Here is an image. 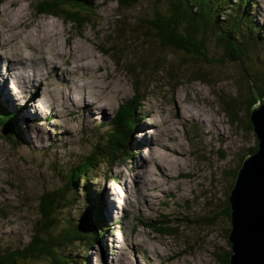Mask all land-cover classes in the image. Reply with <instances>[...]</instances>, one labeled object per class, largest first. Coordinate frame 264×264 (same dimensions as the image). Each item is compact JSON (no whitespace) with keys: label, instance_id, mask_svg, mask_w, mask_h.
Masks as SVG:
<instances>
[{"label":"rangeland","instance_id":"obj_1","mask_svg":"<svg viewBox=\"0 0 264 264\" xmlns=\"http://www.w3.org/2000/svg\"><path fill=\"white\" fill-rule=\"evenodd\" d=\"M37 1L41 0L0 3L1 30L19 33L17 44L12 41L0 53L6 57L19 47L37 61L38 56H52L48 58L52 61L45 62L49 63L46 68L45 64L33 66L35 73L43 76L41 88H26L11 80L13 89H6L9 95L3 94L0 77V101L11 112H19L23 134L18 147L0 133V254L31 241L43 194L67 189L69 171L93 152L121 104L145 93L140 111L147 118L139 122L131 139V157L118 159L112 166L99 163L90 174L93 181L78 184L79 189L89 185L95 199L99 194L104 196L103 213L106 216L112 204L113 216L105 217L111 227L109 234L91 251L73 256L75 264H225L223 260L231 251L228 198L246 155L258 146L255 132L249 128L251 97L239 91L238 85L245 83L248 74L257 75L258 62L264 69V38L260 37L255 50L246 52L243 62L212 65L172 51L151 52L143 38L131 33L142 24V17L151 19L149 15L157 9L153 0H141L127 10L115 0H92L95 15L87 14L89 21L81 30L63 18L36 16ZM251 3V23L260 27L264 36V0ZM18 11L23 17L15 15ZM47 31L51 34L48 38L37 37ZM206 44L209 58L220 60L222 53L215 43ZM72 48L90 52L95 66L81 69L71 57ZM62 52L71 58L55 54ZM145 58L161 61L158 68L150 63L143 71L140 80L144 92L136 94L129 65ZM27 59L13 57V66L18 67L20 61L26 64ZM180 63L184 64L180 75L171 80L169 68ZM196 64L208 72L207 81L193 74ZM65 77L85 94L86 89L81 88L96 92L99 86L103 93L92 95V100H98L93 111L82 103H90L89 97L62 85L68 83ZM72 193L68 197L66 192L68 200L60 215L63 224H77L85 213L86 206L76 199L77 194L73 199ZM161 225L176 229L175 235L157 232Z\"/></svg>","mask_w":264,"mask_h":264},{"label":"trees","instance_id":"obj_2","mask_svg":"<svg viewBox=\"0 0 264 264\" xmlns=\"http://www.w3.org/2000/svg\"><path fill=\"white\" fill-rule=\"evenodd\" d=\"M90 1L92 0H41L37 1L34 8L37 14L63 18L66 23L81 30L89 21L90 16L87 14L94 11ZM115 1L121 9L127 10L136 7L141 0ZM252 1L153 0L154 5L157 2V9L152 16L149 15L151 19L147 16L142 17V24H138V27L132 29L131 33H136L137 36L143 38V43L150 45L151 52L172 51L185 57L188 56L195 62L198 59H204L205 62L212 65L240 63L243 62L248 51L257 48L260 37L264 38L263 35H260L261 28L259 25L258 29L255 23H251L254 21L249 16L252 5L250 2ZM1 2L3 0H0ZM122 31H124L123 27L121 28ZM208 42L215 43L216 50L221 51L220 60L209 58L206 51V43ZM253 54L256 53L253 52ZM160 61L159 59L150 62L149 59L145 58L137 65H129L132 66L130 71L134 75L136 94L143 91L142 80H140L143 71L151 67L150 63L156 64L155 68H158ZM182 65L184 64L180 63L169 68L168 73L171 80L180 75ZM256 65L257 75L252 77L248 74L244 77L245 83L242 81L238 85L239 91H246L251 97V103L248 107L249 116L251 110L258 103L257 93L264 97V69L259 67V62ZM193 74L197 76L198 80H208V72L201 65L196 64ZM144 98L145 93L138 98L135 96V101L121 104L114 117L107 123L106 134L94 146L93 152L69 171L71 178L67 189L46 192L45 196L43 194L39 206V218L35 223L31 241L22 248L0 254V264H19V261L29 264L32 262L34 264H75L77 262L73 256L81 257L79 253L91 251L96 244L101 242L103 236L109 234L111 227L103 213L105 208L104 196L99 194L95 199L96 197L93 196L89 185L79 189L78 184L81 181H85V184L93 181L94 176L90 174L99 163L108 162L112 166L118 159L131 157L133 154L131 153V139L137 132L139 122L147 118L140 111L141 101ZM227 106L229 113H232L231 104L228 103ZM231 116L234 118L232 114ZM18 121L19 112H11L0 101L1 136L20 147L23 142V134ZM249 128L253 129L251 122ZM256 150L257 147L249 154ZM70 191H73V199L76 197V195L73 197V194H77L76 199L81 200L83 206H86V209H83L85 213H81L82 219L79 218L80 222L77 224L71 221H68L67 224L61 223L60 215L68 200L66 192L69 197ZM226 216L231 220L229 203L227 204ZM156 231L168 236H174L176 233V229L162 225L156 227ZM229 245H231L230 242ZM72 248H74L73 253H71ZM75 251L78 252L75 253ZM230 256L231 251L226 254L223 260L225 264H229ZM84 258L86 257L84 256Z\"/></svg>","mask_w":264,"mask_h":264},{"label":"water","instance_id":"obj_3","mask_svg":"<svg viewBox=\"0 0 264 264\" xmlns=\"http://www.w3.org/2000/svg\"><path fill=\"white\" fill-rule=\"evenodd\" d=\"M35 14L47 16L37 14L36 10ZM257 99L250 113L258 140L257 150L245 158L228 198L231 209L229 264H264V97L257 93Z\"/></svg>","mask_w":264,"mask_h":264},{"label":"bare ground","instance_id":"obj_4","mask_svg":"<svg viewBox=\"0 0 264 264\" xmlns=\"http://www.w3.org/2000/svg\"><path fill=\"white\" fill-rule=\"evenodd\" d=\"M2 11L0 10V13H1ZM15 15H18V16H20V17H23V13L21 12V11H18L17 13H15ZM0 17H1V15H0ZM6 25V24H5ZM27 25V24H26ZM7 26V25H6ZM11 26V25H10ZM52 26V25H51ZM15 27V26H14ZM7 28H8V26H7ZM4 29V28H3ZM1 30V26H0V49L1 50H4L5 49V47H7V45H9L10 43L12 44V41L13 42H15V44L14 45H16L17 44V42H18V36H19V33L18 34H15V33H11L10 31H4V30ZM47 29V28H46ZM45 29V30H46ZM65 29H66V27H65ZM12 30V29H11ZM64 30V29H63ZM49 31V30H48ZM43 32V36L42 35H37V37H39L41 40L42 39H45V38H48L49 36L48 35H51L49 32ZM58 32V31H57ZM2 33H3V35H2ZM23 33V32H22ZM63 33V32H62ZM37 34V33H36ZM36 34H35V36H33V37H36ZM59 34V33H58ZM70 34V33H69ZM23 35V34H22ZM21 36V35H20ZM54 36V35H53ZM71 36V35H70ZM69 36V37H70ZM36 37V38H37ZM55 38H56V36H55ZM59 38V37H58ZM61 38V37H60ZM40 39H39V41H40ZM69 39L70 38H67L66 40H68L69 41ZM87 39V38H86ZM89 40V39H88ZM66 42V41H65ZM68 43V42H67ZM70 43V42H69ZM26 44V43H25ZM30 45V44H29ZM69 47V46H68ZM78 47V46H77ZM46 50V49H45ZM44 51V50H43ZM12 54H10L9 56H6V57H4L5 55H3L2 53H0V77H2V81H1V83H2V85H3V89H2V92H3V94H8L9 95V93H8V91L7 90H9V88H10V90L11 89H13V86H11L10 85V82H11V80H15V81H18V83L20 84V85H22V86H24V87H33V88H41L42 87V81H43V76H42V74H41V77H40V74H38V71L35 73V71H34V68H33V66H34V64H40V65H44L45 64V62H47V61H52V59L51 60H49L48 58L49 57H52V56H50V55H43V56H38V57H40V60H41V57L43 58V63L41 62V63H39V61H37L36 59H34V56L32 55V54H29V53H25V52H23V51H21V49L18 47V48H16V49H12ZM46 52V51H45ZM60 52V51H59ZM70 54H71V57L73 58V60H74V62H76V64L77 65H79L80 64V67H81V69H87V68H91V67H93V66H95V63H92L91 62V58L92 59H94V57L91 55V53L90 52H83L82 50H80V51H78L76 48H72L70 51ZM50 53H51V51H50ZM43 54V53H42ZM56 55H62L66 60H69L70 58H68V56H66V54L67 53H65V52H62L61 54L60 53H55ZM68 55V54H67ZM23 56H25V57H27L28 59V62L26 63V64H23V62H19V66L18 67H14L13 66V63H15V61H12V58L14 57L15 58V60H16V58L17 57H23ZM56 57V56H55ZM76 60V61H75ZM84 60H87V62H84ZM54 62V61H53ZM73 62V61H72ZM65 63H67V61L65 62ZM69 63V62H68ZM49 64V63H48ZM47 63L43 66V67H45V66H47L48 65ZM54 64H56V63H54ZM73 64V63H72ZM96 64H97V62H96ZM39 65V66H40ZM64 65V64H63ZM50 66V65H49ZM41 67V66H40ZM39 67V68H40ZM73 67H74V65H73ZM99 67H101V66H98V68L97 69H100ZM2 68H4V71L2 70ZM46 68V67H45ZM56 69H57V66L55 67ZM28 69H31V71L30 72H28ZM51 69H53V68H51ZM67 69V68H66ZM76 70H78V68H76V69H74V72L76 71ZM3 71V72H2ZM73 71V70H72ZM69 73L70 74H72L73 76L75 75L74 73H72L71 71H69ZM77 74V73H76ZM68 76V75H67ZM66 79H67V81H68V83L67 84H63V82H62V85L63 86H65V87H68L69 89H70V91H72V92H77L78 93V95L79 96H82V97H85L86 99H87V97H89L90 98V100H89V102L90 103H86L85 101H82V103L83 104H85L86 106H88L89 107V109L90 110H92L93 108L92 107H94L95 106V104L97 103V101L98 100H92L91 99V97H92V95H94V96H100L103 92H101L100 93V90H99V86L97 85L96 87H97V89H94V90H96V92H92L90 89H87V87H85V88H81V89H86V94L85 93H83V92H81V91H78V88H74L72 85H71V82L68 80V78L67 77H65ZM73 78V77H72ZM81 79V78H80ZM14 86L15 87H18V84L17 83H14ZM95 87V88H96ZM94 88V87H93ZM107 88V87H106ZM7 89V90H6ZM91 89H92V87H91ZM54 91V90H53ZM88 91V92H87ZM102 91V90H101ZM104 92H105V90H104ZM62 93V92H61ZM96 93V94H95ZM64 94H65V88H64ZM64 97H65V95H64ZM73 98V97H72ZM75 106V105H74ZM86 109H87V107H86ZM93 111V110H92ZM104 112L105 110L104 109H98V111L97 112ZM204 123V122H203ZM221 130V129H220ZM221 133H223L222 131H221ZM109 203V202H108ZM108 203H107V205H108ZM114 204V208H116L117 207V205L115 204V203H113ZM111 207H112V204H110L109 206H108V208H107V214H106V216H113V212H112V209H111ZM105 216V215H104ZM105 216V217H106ZM107 218V217H106Z\"/></svg>","mask_w":264,"mask_h":264}]
</instances>
